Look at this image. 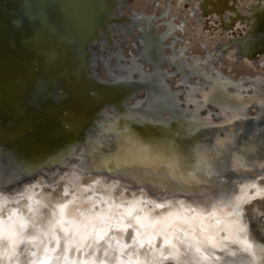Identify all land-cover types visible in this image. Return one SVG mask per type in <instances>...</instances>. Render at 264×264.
Returning <instances> with one entry per match:
<instances>
[{"label":"water","instance_id":"1","mask_svg":"<svg viewBox=\"0 0 264 264\" xmlns=\"http://www.w3.org/2000/svg\"><path fill=\"white\" fill-rule=\"evenodd\" d=\"M132 3L133 0H0V197L7 198V202L0 201L3 209L0 210V216H9L5 206L26 208L32 201L41 199L43 202L42 197L53 192L62 197L65 187L70 188L67 199L71 198L75 194V185L88 189V185L84 183L87 179L94 186V191H84L83 201L78 200L77 203L82 209L91 208L89 215H96L98 207H93L91 200L105 192L113 199L117 198V191L127 194L129 200L122 206L125 211L131 209L130 215L116 217L113 223L110 222L111 227L107 229L103 240L95 242L93 233L91 238L71 244L68 248L72 251L68 254H65V234L59 228H56V235L61 237L59 247L56 239L51 238V233L40 236L35 246L25 239L16 245L17 254L12 260L6 259L4 254L6 248L3 245L7 240L0 239V264H32L33 261L40 264L45 255L49 257V264H250L252 261L251 255L243 250L237 251L234 247L236 245H231L236 249L233 251H229L230 247L225 245L224 248H202L198 253L194 246L189 247L190 235L178 233L180 239L174 235L177 232L176 226L171 232L164 229L157 231L155 224H160L164 210L172 205H178L185 211L189 204H193L194 199L204 200L210 197L215 200L220 197L223 189L226 199L234 200L235 196L244 193L252 197L250 201L241 204L243 215L240 219L247 228L248 210L252 203L263 198V195L257 196V187L245 186L253 182L257 186L260 181L264 184V179L261 178L264 171L260 168L264 161L259 160V156L253 158L257 151V154L264 155V89L253 92L252 87L248 88L239 78L240 75L248 78L256 74L252 69H240L237 79L220 68L224 53L235 49L237 61L246 59L254 66L264 69V1L253 0L246 7L243 0H177L178 7L186 5L190 8V17L193 16L204 27L208 22L212 33L219 31L222 34L221 41L215 43V50L205 52L203 58L195 55L190 48L184 21H176L179 31V36H176L170 25L171 19V22H158L155 12L144 15L141 11L133 10ZM154 4L158 7L157 1ZM167 9L168 7L164 11ZM98 10L101 15H94ZM142 20L145 21V26L141 25ZM88 22L92 23L93 28L82 41V52L86 53V76L75 81L71 77L48 79L49 70L51 73L65 66L71 71L74 66L69 58L73 48L59 45L60 43L56 45L52 38L55 35L53 31L68 29L77 36ZM161 23H167L163 33L158 32V25ZM127 26H130L128 32H125L126 29L119 31ZM149 30L154 31L152 41L159 47L158 59L153 61L147 50L148 60L139 63V45L143 40L145 46ZM119 32L120 35L117 34ZM118 36L124 37L122 41ZM130 38L134 40L136 53L124 49ZM62 48L65 50L63 58L66 59L63 62L60 52ZM163 49L168 50V56L164 57ZM174 49H177L176 53ZM110 52L116 58L114 66L103 62L108 60L107 54ZM48 57L56 61L50 62ZM187 58L191 60L190 67L187 65ZM213 63H217V67ZM101 65L106 67V74L101 73ZM184 69L191 71V82H185L187 77ZM176 75L184 83L178 82ZM215 79L228 81L224 95L232 98L228 102L229 106L244 119L230 124L234 125L233 129H229V125L207 127V135L205 132H198L195 136H189L187 129L193 118L188 115L195 109L193 105L198 114L203 112L196 119L211 125L224 123L222 120L211 119L216 115L214 110L218 104H205L201 98ZM252 79L259 80L264 85V75L257 74ZM142 81H149L151 85H138L132 90L121 88V84L125 82ZM159 81L163 82V87ZM173 81L178 84L171 85ZM181 84L195 92L191 93L193 103H189V97L184 101L180 97ZM110 106H119L128 114L139 109L141 115L137 118L130 115L127 120L129 122L125 125L144 139H160L164 136L175 138L185 153L197 144L211 151L216 144L215 134L211 133L213 130L223 132V139L229 133H234L235 147L216 161L220 175H213L209 183L202 186L209 196L194 197L179 190L165 192L150 184H140L131 175L93 170V164H87L90 162L87 155L80 153L79 149L88 144V132L94 129L93 125L97 120L103 121L106 118L109 112L104 108ZM249 151L254 152L253 155H248ZM13 152L18 155L12 154ZM234 155L239 156L244 165L235 171L232 170ZM28 167H31L30 172L26 170ZM96 181L100 183L97 184ZM34 184L39 186L27 194L33 196L32 200L27 195L23 198L19 196L20 192ZM179 201H184V205L181 206ZM157 204L165 206L157 207ZM98 205L103 207L102 204ZM40 208L38 211L41 218L46 207ZM119 208L124 211L122 207ZM217 213L220 211L217 210ZM158 216L160 217L156 218ZM136 217L148 218L150 221L149 227L143 225L147 228L146 234L150 239L143 240L140 234L144 232H139L140 239H137L135 228L139 226V222ZM95 222L99 226V222ZM117 223L132 224L133 227L125 230L116 227ZM248 233H244V236H250L249 230ZM24 235H37V232L29 225ZM165 236L169 241L176 237L178 244L173 241L175 247H169L165 244ZM112 237L115 239H111L109 248L108 241ZM75 239L78 241L77 237ZM249 243L253 245L252 242ZM256 246L261 245L256 243ZM45 248L48 249L47 253ZM74 248L79 250L74 252ZM33 252L36 253L35 256L31 255ZM176 252L178 254H171ZM257 255L259 261L257 259L255 264H262L263 259L259 256L261 250Z\"/></svg>","mask_w":264,"mask_h":264},{"label":"snow or ice","instance_id":"2","mask_svg":"<svg viewBox=\"0 0 264 264\" xmlns=\"http://www.w3.org/2000/svg\"><path fill=\"white\" fill-rule=\"evenodd\" d=\"M228 81L215 79L212 81L211 87L208 92L202 93L204 96V103L220 104L223 109L224 123L220 125H211L208 122L201 121L193 116V120L190 122V127L187 129L189 136H195L200 132L202 128L207 127H226L234 123L235 120L244 119L237 114L235 109L227 107L228 102L232 99L224 95L227 90ZM264 95V94H262ZM251 99V98H250ZM189 103H193L189 99ZM199 104V102H197ZM107 124L108 131H111L116 137V150L110 151L107 156L103 153L99 155V163L94 159L93 170L104 171L107 170L114 174L119 173L125 176L131 175L132 179H135L140 184H150L153 188L161 191H183L185 195L208 197V192L202 187L209 183L213 175L219 176L220 171L216 168V161L220 159L227 152H231L235 147V135L229 133L223 140L217 138L216 144L211 151L207 148H202L197 144L185 153L182 146L177 143L175 138L164 136L160 139L148 138L144 139L134 133L127 125L122 128L116 127L118 121L115 119L101 122V134ZM178 135V134H177ZM214 153V154H213ZM95 156V153H93ZM238 167H244L241 163V158L234 155L233 171ZM262 171H264V164L260 165ZM31 171V167L26 169ZM264 179V176L261 177ZM81 179V177H76ZM71 184L72 182L69 181ZM97 184L100 181H96ZM39 185H30L29 188L24 189L19 193V196L23 198L27 195L31 189ZM245 187H256L255 182ZM92 186L88 189H82L78 184L75 185V194L71 195V198L66 201H57L53 206L51 212V219L47 221V225H41L38 223L40 214L38 209L33 208L31 204L28 205V210L32 213L27 219L23 216L13 217L16 215V210H11V214L5 220L0 216V239H6L8 242L5 249V255L9 260H12L16 256V245L23 240L27 239L33 243L40 239V236H48L51 233V238L56 239L57 247H59L61 237L56 235V228L59 227L64 232V240L67 245L73 243H79L76 241V237L80 238V241L87 240L95 234V242L104 239L107 233V229L111 227L107 221L100 220L99 226L97 225L96 217L89 215L91 208L82 209L81 205L77 203L78 200L83 201V192L90 191ZM264 191L262 189L257 190V196ZM63 195L68 197L70 195V188L65 187ZM225 190H221L219 198L212 200L210 197L204 200H193V204L187 206V210L195 213L196 215L190 218L191 221L199 219L201 221L200 232L205 233L206 229L202 222L207 217H217V210L220 211L221 216L224 218L235 217V219L227 221L225 224V230L228 232V239L238 242L243 250L249 253L252 257L250 264H255L257 260V253L253 249L252 244L248 242L247 236L241 237V232H246V226L241 222L240 217L243 215L241 208L242 203H246L252 199L247 193L240 196H235L233 199H226ZM29 200L33 199L32 195H27ZM92 199V198H89ZM0 201L7 202V198L0 197ZM19 203V200L16 201ZM37 205L47 207L46 204H42L41 201H35ZM95 201L93 200L92 206L94 207ZM181 206L184 205V201H179ZM157 207H164V204H157ZM131 210H129V215ZM170 216L174 215L169 213ZM139 222L140 218L136 217ZM181 223H189V218L185 216L179 217ZM221 222V217H217V223ZM31 223V226L36 230L37 235L25 236L24 233ZM116 227L127 229L133 227L132 224L117 223ZM186 233L190 234L194 244L190 243L189 247H195L196 252H201V244L204 241H212L213 246H219L216 244L214 236L212 234H205L198 236L196 234L195 223H190L189 228L185 229ZM137 235L139 232L137 231ZM111 239L108 241V246L111 248ZM41 243L43 241L41 240ZM168 237L165 236V244H168ZM175 247V246H173ZM79 250V248H78ZM99 250V249H97ZM48 249L45 248V253ZM107 249L105 255H107ZM172 255L178 254L171 253ZM31 255L35 256L33 252ZM161 255L163 252L161 251ZM201 255H203L201 253ZM234 255V253H233ZM67 259V257H64ZM167 258V257H164ZM207 259V257H203ZM59 259V258H58ZM261 259H264V249H261ZM32 264H36L35 261ZM40 264H49V257L45 255L44 259L40 261ZM103 264V262H101Z\"/></svg>","mask_w":264,"mask_h":264},{"label":"bare ground","instance_id":"3","mask_svg":"<svg viewBox=\"0 0 264 264\" xmlns=\"http://www.w3.org/2000/svg\"><path fill=\"white\" fill-rule=\"evenodd\" d=\"M156 1L158 2V7H156L154 4ZM160 1H162V0H133L131 8L135 11H141L144 15H148L149 13L155 12V16L158 17L156 19V21H158V22L161 20L162 21L164 20L165 22H167L169 20L171 22V20H172V23L170 25L172 27V30H174L173 31L174 35H176V36H179L178 28H176V26H177L176 21H179V20H181L182 22L184 21L185 32L188 34L187 35L188 44H189L190 48L192 49V51L194 52V54L198 55L200 58L205 57V52L210 53L211 51L215 50V45H216L215 43H218V41L219 40L221 41V39H222V34L221 33L219 34V31L213 33L212 34L213 36H210L208 33H204L202 31H200V29L197 27L198 23H200V22L197 19L193 18V16L190 17L187 12H185V15L171 16L172 11H171L170 1L165 0V1H168V3H167L168 9H167V11H164V12H163L162 8L160 7L162 5V4H160ZM243 1L245 2L246 7L249 6V4L251 2H253V0H243ZM242 3H241V5H242ZM183 7H184V5H181L179 7L177 6L175 8V11L179 12L180 10L183 9ZM183 10H185V9H183ZM162 12L164 13L162 15L163 17L161 16ZM165 17H168V18L166 19ZM188 18L191 19V23L187 22ZM140 23H141V25H144V26L146 25L145 21H143V20L140 21ZM173 23L175 24L174 26H173ZM158 26H159L158 32L163 33L162 31L165 30L167 23H161ZM129 27L130 26H127L123 30H119V31L122 32V31H125V29H126L125 32H128L127 29ZM189 28H193L195 33L193 34V32L189 30ZM120 32L117 34L120 35L121 34ZM118 37L121 38V41H122V38H124L123 36H118ZM184 38L186 39V34H185ZM166 41L168 43L170 42V40H166ZM133 43H134V40L132 38H130L127 41L126 45L124 46V49H126L127 51H131V53H136V49H135ZM176 52H177V49L176 50L174 49V53H176ZM234 52H235V49L230 50V51H226L224 53L222 60H221V66L222 67L220 69H222V71H224L225 73H228L231 77L237 78V79H238L237 75L239 74L240 69H252L253 71L256 72V74H254L253 76H249L248 78L241 77V75H240L239 78H241V81L243 82V84H245L248 88L252 87L253 92H258L260 90H263L264 85H261L259 80H256V79L253 80L252 78L253 77L255 78V76L257 74L264 75V69H261V68H258L257 66H254L252 62H248V60H246V59L243 61H237ZM168 54H169L168 50L163 49L164 57L168 56ZM107 59L108 60H103V62L104 63L108 62L111 66L115 65L116 58L114 57L112 52L107 54ZM139 59H140L139 63L145 62V59L148 60V52H147L146 46H144V44H143V40L141 41V44L139 45ZM171 60H173V59H171ZM186 60L188 63L187 65L189 66V64L191 63V60H189L188 58ZM216 65H217V63L216 64L213 63L214 67H217ZM100 68L102 71L101 73L106 74V67L104 65H101ZM243 72L247 73V72H245V70ZM184 73H185V76L187 77L185 82H187V81L191 82V71H189V70L186 71V69H184ZM122 74H125V72H123ZM176 76L179 78L178 82L184 83V80L182 78H180L178 75H176ZM178 82L173 81L171 85L178 84ZM210 87H211V85H209L208 91H209ZM179 89L181 92L180 97L183 99V101L188 97H189V99H191V93H195L194 91H191V88H187V89L184 88L182 86V84L179 86ZM201 98L204 100L203 95H201ZM143 101H145V98L143 99ZM136 104L138 105V103H135V105ZM140 105H142V104H140ZM140 105H138V106H140ZM189 105L191 106V104H189ZM193 107L195 109L193 111H191V114H189L188 116L193 118V116L195 114V118H197L198 115H203V114H201L203 112H201V113L199 112V114H198V110L196 111V107L194 105H193ZM227 107L231 108V106H229V104H227ZM104 109H105V111L109 112V113H107L106 118L103 121L97 120L95 125H93L94 129L92 131L90 130L88 132V138L86 140V142L88 144L84 146L85 148L79 149L80 153H84L85 155H87L86 156L87 160L90 161L87 164H93L94 159L96 161H99L100 153H103L105 156H107L112 149L116 150V137H115V135L111 131H108V127H107L106 123H105V128L103 129V134H101V132H102L101 127H100L101 122H106V121L115 119L116 121H118L116 127L122 128L127 122H129L127 120L131 116L137 118L139 115H141L139 109H135L136 111H131V113L129 112V114L126 112H123V109L119 108V106H116V107L110 106L107 108L105 107ZM232 109H234V108H232ZM141 111H144V110H141ZM214 111H216V112H214L216 115H215V117L212 116L211 119H213L214 121H218V120L224 121L223 109L220 106V104H218V107L215 108ZM195 112H197V113H195ZM39 114H41V113H39ZM218 116H220L222 118H220ZM233 128H234V125H229V129H233ZM200 132H205V134L207 135V128H202ZM211 133L215 134L216 140H217V138L223 140V138H221L224 134L223 132H217V131L215 132L213 130V131H211ZM237 151H238V149H237ZM257 152L253 155L254 152L249 151L248 155L252 154L253 158L259 156V160L262 159L264 161V155L261 156V154H259V153L257 154ZM93 153H95V156L93 155ZM12 154H14V152ZM14 155H18V154H14ZM223 156H225V154ZM14 158H16V157L14 156ZM84 183L86 186L88 185L87 188H89L90 185L92 186V189L90 191H91V193H93L94 186L89 182V179L85 180ZM256 187H257V190L258 189L264 190L263 182L260 181V184L257 185ZM108 189H109V187L107 188V190ZM110 191H111V187H110ZM115 194L117 196V198H115V199H113V197L110 198L109 194L106 195V192H105L104 195L103 194H101L99 196L97 195V197H95L91 200V201H93V200L95 201L94 207L98 206V207H96V209H97L96 213L97 214L94 215V217L97 218L96 219L97 222H100V220H104V221H107L108 223H110V222L113 223L116 220V217H119L122 215H129L127 212H129V210H131V209L127 208L128 210L125 211V207L122 206L123 203H125L129 200L128 195L127 194L123 195L121 193V191L120 192L117 191ZM260 195H263V198L252 203L250 209L248 210L247 231L240 233V236L244 237V233H248V230L250 231V236L249 235H246V236L248 238V242L253 243L252 246H253V249L256 251V253L258 251H260L261 249H264V222H263L264 221V191H262ZM42 198H43V202L41 201V199H39V201H41L42 204L46 203V205H48L49 208L47 209V207L46 208L43 207L44 209H43V212L41 213V218L39 219V223L41 225H47V221L49 219H51V212L53 210L52 206L57 201H66V200L70 199V198L67 199V197H65L64 195L62 197H60V194L57 192L50 193L49 195L44 196ZM32 202L33 203L31 205L33 206V208L41 209L40 208L41 206L37 205L35 203V201H32ZM98 204H102L103 207L101 208ZM119 206L122 207L124 211H121ZM16 208H18V209H16ZM13 209L16 210V215L13 217V219H16V217H19V216H23L24 218H28L29 216H31V213L29 212L28 207L24 208V206L20 207L17 205H11L9 207L5 206V211H7V215H10L11 210H13ZM0 210H3L1 204H0ZM133 210H135V209H133ZM182 210L183 209H181L180 206H178V205L177 206L172 205L169 209H165L164 210L165 212L162 215L161 222H160V224L159 223L155 224V229L157 231H159V230L163 231V229H164L165 231L171 232L170 230L174 226H176L177 232H176V234H174L175 236H177L178 233L190 235V234L186 233L185 229L189 228L190 223H195L196 234L198 236H202L205 234H212L214 236L216 244L221 246V248H224V246L227 245L228 247H230L229 251H233L236 249H237V251L243 250L242 246L238 242H234V241L227 238L228 232L225 230V224L227 223V221L233 220V219H235V217L222 218L221 213H217V217H221V222L218 224L217 223V217L205 216L206 218L203 220L202 224L205 227L206 231H205V233H201L200 232L201 221L199 219H197L196 221L190 220V218L196 214L187 215V214H184L183 213L184 211H182ZM120 211H121V213H119ZM254 212H255V218L253 219L252 216H253ZM169 213L174 214V215H172V217L176 216V218L171 219L169 221L164 220L165 216L166 217L170 216ZM180 216L188 217L189 223H181V221L179 219ZM159 217L160 216H158L156 218H159ZM7 218L8 217H6L4 219L7 220ZM110 218H112L113 220H111ZM147 219L148 218H146V219L140 218V221L138 223V225L140 227L136 226V228H135V231L144 232L143 234H140L141 236H143V238H144L143 240L150 239L149 237H147V234H146V232L148 230L145 226L149 227V225H151L150 221ZM29 225H31V223ZM143 225H145V226L143 227ZM248 227H249V229H248ZM58 228L59 227H57V229ZM61 233L63 234V232H61ZM135 235L137 236V239H140V237H139V235H137V233ZM77 238H78L77 239L78 242H80V238L78 236H77ZM178 238L181 239V237H178ZM173 241H175L178 244V241L175 237V239H173L172 241H169V243L166 245H168L169 247H172L174 244ZM191 243H194V241L192 240V237H191ZM256 243L261 245V246H256ZM6 244L8 245V242L5 243V245H3L4 248H7ZM231 245H233V246L236 245L237 247L234 246L236 249L234 247H232ZM64 246L67 247V249H65V254H68L69 251H72L68 248L69 245L64 244ZM217 247L218 246H213L212 241H204L201 244V249L202 248H217ZM77 250H78L77 248H74V252H76ZM152 253L153 252L151 251V254ZM259 256L261 257V255H259ZM5 258L8 259L7 257H5ZM257 259H258V255H257ZM66 260H68V258ZM258 261H259V259H258ZM262 261H263L262 264H264V259ZM243 263H240V264H243Z\"/></svg>","mask_w":264,"mask_h":264},{"label":"rangeland","instance_id":"4","mask_svg":"<svg viewBox=\"0 0 264 264\" xmlns=\"http://www.w3.org/2000/svg\"><path fill=\"white\" fill-rule=\"evenodd\" d=\"M82 4H84V3H82ZM185 8L188 9V7H185ZM94 15L100 16L101 11L100 10L96 11V13H94ZM43 22L47 23L46 19H43ZM208 24L209 23L207 22L205 25L208 26ZM48 25H50V23H48ZM92 28H93V25L91 22L85 23L83 31L81 33H79V35H77V36L76 35L74 36L73 31H70L68 29H65L63 31H61L60 29H59V31L58 30L53 31L55 33V35L52 38L55 40L56 45H57V43H60L59 45H66V46L73 48V51L70 52L71 55L69 56V58H70L72 64H74V66H73V70H71V71H68L65 68V66H62L61 68H57L51 73L49 70L48 74H47L48 79H53L54 77H56V78L63 77L66 79L67 77H71L75 81V80H80L81 76H86L85 69H84V66H85L84 65V62H85L84 58L86 57V53L82 52L83 51L82 41L84 39V36L86 34H88L89 32H91ZM153 37H154V31L149 30L146 33L145 46H146L147 50L150 51L151 58L153 59V61H156L158 59L159 47L156 43H153L154 42V41H152ZM64 51L65 50L63 48L60 50L62 62L66 60L65 58H63ZM55 54L57 56V52H55ZM51 57H52V55H51ZM48 58L51 60L50 62L56 61L55 59H52L50 57H48ZM37 81H40V80L38 79ZM159 84L161 87H163V85H164L163 82H161V81H159ZM138 85H149L150 86L151 83L149 81H142L139 83L125 82L124 84H121V88L122 89L127 88L126 90H132L133 88H135ZM46 92H48V91H46ZM183 213L187 214V215H191V213L188 210H185ZM174 218H176V216H173V217L172 216H168V217L165 216L164 220L169 221V220L174 219Z\"/></svg>","mask_w":264,"mask_h":264},{"label":"flooded vegetation","instance_id":"5","mask_svg":"<svg viewBox=\"0 0 264 264\" xmlns=\"http://www.w3.org/2000/svg\"><path fill=\"white\" fill-rule=\"evenodd\" d=\"M170 1V4H171V16H180V15H185V12L188 13V11L190 10V8L188 7V10L185 9L186 5H184L183 9L185 10H180L179 12H176L175 11V8L177 7V0H169ZM264 1V0H263ZM168 1H165V0H162L160 1V4H162L160 7L162 8V10L164 11L166 9V5H167ZM187 22H190L191 23V19L188 18L187 19ZM213 23V22H212ZM200 31L204 32V33H208L210 36H213L212 34V31H210V28L208 26L204 27L203 24L201 23H198V26H197ZM206 29V30H205ZM190 31L193 32V34L195 33L194 32V29L193 28H189ZM252 218L254 219L255 218V212L252 216Z\"/></svg>","mask_w":264,"mask_h":264}]
</instances>
